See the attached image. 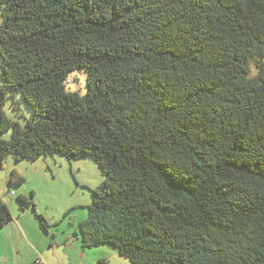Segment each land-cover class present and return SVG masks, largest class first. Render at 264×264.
Listing matches in <instances>:
<instances>
[{
  "label": "trees",
  "instance_id": "16d2710c",
  "mask_svg": "<svg viewBox=\"0 0 264 264\" xmlns=\"http://www.w3.org/2000/svg\"><path fill=\"white\" fill-rule=\"evenodd\" d=\"M80 69L84 95L65 86ZM17 98L23 124L3 109ZM8 130L0 169L8 155L98 165L83 247L131 264H264V0H0ZM12 220L0 198V228Z\"/></svg>",
  "mask_w": 264,
  "mask_h": 264
},
{
  "label": "rangeland",
  "instance_id": "374dc122",
  "mask_svg": "<svg viewBox=\"0 0 264 264\" xmlns=\"http://www.w3.org/2000/svg\"><path fill=\"white\" fill-rule=\"evenodd\" d=\"M86 76L84 69L70 72L65 82L66 89L84 95ZM17 99L20 103L18 111L11 106V99H7L3 109L9 119L23 124L32 113L20 98ZM10 136V130L0 133L4 139ZM12 170L24 178L21 185L8 183ZM103 179L98 165L90 158L68 161L55 155L15 162L8 155L0 169V198L13 217L11 222L0 228V243L7 242V236L11 244L14 243L10 251L12 260L7 264H131L111 245L87 248L81 243L78 224L87 217L92 200L90 189ZM19 195L33 202L35 211L32 207L21 210L17 201ZM35 212L48 222L47 232L40 226ZM11 223L16 226L20 223L24 228L26 237L18 247ZM33 253L39 258L34 263Z\"/></svg>",
  "mask_w": 264,
  "mask_h": 264
},
{
  "label": "crops",
  "instance_id": "0c3cea01",
  "mask_svg": "<svg viewBox=\"0 0 264 264\" xmlns=\"http://www.w3.org/2000/svg\"><path fill=\"white\" fill-rule=\"evenodd\" d=\"M11 224L14 226L13 229L15 230L14 233H15V235L17 237V247H18V244L20 243V241H22L23 238L26 237L25 232H24V228H23V226L20 223L17 224V226L14 223H11ZM13 245H14V243L11 244V241L9 240V236H7V242H1L0 243V264H7L8 261L12 260V258L10 257V251H11V248H12ZM3 250H5V252H3ZM32 251H33V249H32ZM32 257L34 259L33 263L36 262L37 259H39V258L36 257L35 254Z\"/></svg>",
  "mask_w": 264,
  "mask_h": 264
},
{
  "label": "built area",
  "instance_id": "2783aa9c",
  "mask_svg": "<svg viewBox=\"0 0 264 264\" xmlns=\"http://www.w3.org/2000/svg\"><path fill=\"white\" fill-rule=\"evenodd\" d=\"M11 195H12V193H11Z\"/></svg>",
  "mask_w": 264,
  "mask_h": 264
}]
</instances>
